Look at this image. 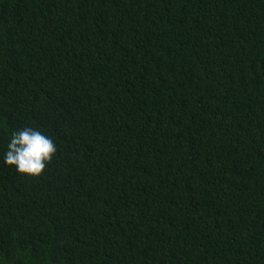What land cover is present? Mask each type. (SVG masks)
<instances>
[{
	"label": "trees",
	"instance_id": "trees-1",
	"mask_svg": "<svg viewBox=\"0 0 264 264\" xmlns=\"http://www.w3.org/2000/svg\"><path fill=\"white\" fill-rule=\"evenodd\" d=\"M0 264H264V0H0Z\"/></svg>",
	"mask_w": 264,
	"mask_h": 264
},
{
	"label": "clouds",
	"instance_id": "clouds-1",
	"mask_svg": "<svg viewBox=\"0 0 264 264\" xmlns=\"http://www.w3.org/2000/svg\"><path fill=\"white\" fill-rule=\"evenodd\" d=\"M57 153V147L50 136L25 127L12 133L3 154V162L15 167L23 175L39 176Z\"/></svg>",
	"mask_w": 264,
	"mask_h": 264
}]
</instances>
